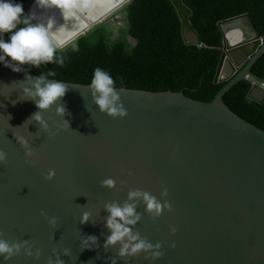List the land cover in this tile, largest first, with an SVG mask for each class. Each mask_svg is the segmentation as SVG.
<instances>
[{
  "label": "water",
  "instance_id": "95a60500",
  "mask_svg": "<svg viewBox=\"0 0 264 264\" xmlns=\"http://www.w3.org/2000/svg\"><path fill=\"white\" fill-rule=\"evenodd\" d=\"M131 1L57 50L72 47L105 23L118 26ZM170 1L185 45L204 47L190 21L191 10L183 0ZM218 25L223 47L215 82L228 83L209 103L182 92L124 89L119 100L126 115L112 119L98 112L86 85L62 82L65 94L40 113L47 125L42 130L30 119L37 111L34 102L21 93L25 74L36 76L0 66V152L5 154L0 165V239L27 241L40 250L32 259L22 249L6 264H49L57 257L63 264H109L118 245L103 246L108 235L104 204L125 203L133 189L157 199L167 190L163 199L170 211L153 218L137 200L140 219L130 226L149 243L159 242L161 255L147 260L140 253L116 258V264H264V131L223 102L246 79L252 84L247 98L264 103V82L251 75L264 54L263 37L249 14ZM234 27L244 29L240 41L227 34ZM185 30L193 34V42L186 40ZM57 104L64 107L63 116L55 113ZM61 121H68V127L60 129ZM15 136L26 140L34 164L26 162ZM49 169L54 175L45 181ZM109 177L114 187H101ZM42 211L56 217V223L49 225ZM83 212L89 218L80 223ZM89 235L96 237L95 243L82 247ZM64 249L68 255L62 254Z\"/></svg>",
  "mask_w": 264,
  "mask_h": 264
},
{
  "label": "trees",
  "instance_id": "16d2710c",
  "mask_svg": "<svg viewBox=\"0 0 264 264\" xmlns=\"http://www.w3.org/2000/svg\"><path fill=\"white\" fill-rule=\"evenodd\" d=\"M22 9L26 0H18ZM191 10L190 21L204 47L187 46L179 16L170 0H132L121 13L120 26L105 23L79 38L72 47L58 51L63 67L44 64L24 66L37 76L53 69L61 82L87 85L92 70L100 67L113 78L116 88L150 92H182L204 103L211 102L228 83L215 82L223 34L218 23L249 14L264 37V0H183ZM117 22V21H114ZM116 33L115 39H112ZM128 39L133 43L129 44ZM24 71V70H23ZM251 75L264 82V54ZM252 84L242 80L224 96L225 105L239 117L264 131V103L247 98Z\"/></svg>",
  "mask_w": 264,
  "mask_h": 264
},
{
  "label": "clouds",
  "instance_id": "9594fccd",
  "mask_svg": "<svg viewBox=\"0 0 264 264\" xmlns=\"http://www.w3.org/2000/svg\"><path fill=\"white\" fill-rule=\"evenodd\" d=\"M70 0H34V4L38 9L47 7H56L60 9L64 18L65 12L68 11ZM35 14L29 10L24 13L21 3L18 0H0V66L8 68L12 72H20L24 70V66L39 68L44 64H55L63 67L65 57L57 54V48L60 44H54L51 36V27L53 21L49 18L45 23H33ZM118 27V26H116ZM262 44L264 37L261 38ZM132 43V42H131ZM72 50H76L73 44ZM56 75L53 69L47 72H40L35 78H30L25 74L21 93L22 97L34 102L37 111L31 114L30 119L37 122L42 130L47 129L46 123L42 120L41 112L49 109L51 105L56 103L67 91V86L56 79H48ZM93 97V102L98 112L106 116L117 119L126 115L119 100V93L122 92L123 86L116 88L112 76L104 69L95 67L92 70L91 79L86 85ZM13 104L16 101H12ZM65 109L62 105L57 104L55 113L63 116ZM68 127V121H61L59 128ZM16 142L24 149L23 155L29 164H34L32 149L28 146L26 140L20 136H15ZM5 163V154L0 152V165ZM54 175L53 170L49 169L42 177L43 180H50ZM115 181L112 178H105L100 182V186L106 189H112ZM167 190L160 192L161 199H157L147 191L133 189L128 191L126 202L117 204L116 202L105 203L104 210L107 213L105 217V228L108 235L104 239L103 246L105 249L118 245L115 257L109 264H116V258L134 257L140 253L145 254V259L156 260L160 257V243H149L141 238L139 233L131 230L132 225L140 219L139 213L135 211L136 201L139 200L144 204L145 212L153 218H158L162 211H170V205L163 198L166 196ZM42 216L45 213L41 212ZM49 225L56 223V217L45 216ZM89 213L83 212L80 217V223L88 220ZM169 232H175L174 227L169 228ZM96 237L89 235L82 241V247L95 243ZM25 257L37 259L40 256V250L33 249L27 241L11 242L0 239V264L6 262L14 255L21 253ZM63 255H68V249H64ZM49 264H63L58 257Z\"/></svg>",
  "mask_w": 264,
  "mask_h": 264
},
{
  "label": "bare ground",
  "instance_id": "6f19581e",
  "mask_svg": "<svg viewBox=\"0 0 264 264\" xmlns=\"http://www.w3.org/2000/svg\"><path fill=\"white\" fill-rule=\"evenodd\" d=\"M130 0H70L68 5V11L65 12L64 18L61 15L60 9L56 7H47L45 9H38L34 4V0L27 10H30L35 14V23H45L49 18L52 19L53 24L51 27L54 44L63 45L71 40L73 35L83 34L89 27L97 24L103 20L108 19L115 14L120 8L127 4ZM182 16H186V12L182 11ZM85 30V31H84ZM244 32V29L234 27L227 31V34L231 37H235L233 40L240 41V34ZM186 40L193 42L195 40L193 34L188 30H185ZM263 88L259 90L263 94Z\"/></svg>",
  "mask_w": 264,
  "mask_h": 264
},
{
  "label": "rangeland",
  "instance_id": "374dc122",
  "mask_svg": "<svg viewBox=\"0 0 264 264\" xmlns=\"http://www.w3.org/2000/svg\"><path fill=\"white\" fill-rule=\"evenodd\" d=\"M28 2H29V0H26V4H25V6L23 7V12L24 13H26V5L28 4ZM116 17V16H115ZM114 17V19H113V21H115L116 20V18ZM112 21V20H111ZM115 24H117V22H115ZM118 26H120V24H117ZM115 37H116V33L114 34L113 33V35H112V39H115ZM128 42H129V44H132L133 43V41L132 40H130V39H128ZM132 42V43H131Z\"/></svg>",
  "mask_w": 264,
  "mask_h": 264
}]
</instances>
